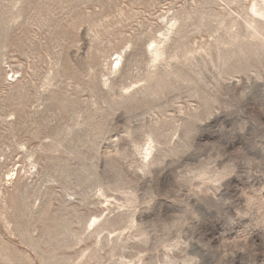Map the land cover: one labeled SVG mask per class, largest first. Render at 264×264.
<instances>
[{"label": "rangeland", "instance_id": "obj_1", "mask_svg": "<svg viewBox=\"0 0 264 264\" xmlns=\"http://www.w3.org/2000/svg\"><path fill=\"white\" fill-rule=\"evenodd\" d=\"M0 264H264V0H0Z\"/></svg>", "mask_w": 264, "mask_h": 264}, {"label": "clouds", "instance_id": "obj_2", "mask_svg": "<svg viewBox=\"0 0 264 264\" xmlns=\"http://www.w3.org/2000/svg\"><path fill=\"white\" fill-rule=\"evenodd\" d=\"M226 166L227 164L222 168H217L215 165L210 168L206 163L199 162L196 164V169L190 173L189 179L199 182L213 183L219 179V173L223 172ZM185 171H187V169H185Z\"/></svg>", "mask_w": 264, "mask_h": 264}]
</instances>
